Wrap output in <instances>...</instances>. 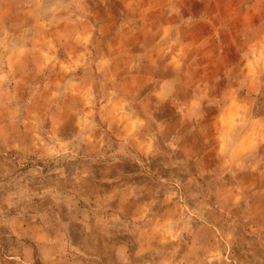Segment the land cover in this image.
<instances>
[{"label":"rangeland","instance_id":"374dc122","mask_svg":"<svg viewBox=\"0 0 264 264\" xmlns=\"http://www.w3.org/2000/svg\"><path fill=\"white\" fill-rule=\"evenodd\" d=\"M59 1L52 29L45 19L24 30L20 51L35 49L37 59L30 55L24 66L16 67L19 71L0 75L8 81V88L0 89V213L1 209H34L38 193L56 187L65 227L74 239L86 230L87 252L101 255L105 264H264V183L256 184L257 178L264 177L263 170H247L257 157L264 158V58L254 56L253 65L261 67L263 79L250 92L249 106L227 107L231 122H218L217 130L221 124L228 133L223 138L232 141L222 146L218 168L198 170L193 152L182 156L184 160L172 154L137 155L132 146L121 142L130 135L120 137L117 120L121 121V113L140 107L113 105L120 98V82L107 72L109 61L99 62L101 68L94 77L83 73L87 65H96L103 50L112 53L115 49L109 37L126 29L117 24L122 10L105 11L104 25L95 20L81 24L80 18H63L70 10L61 6L65 0ZM81 33H86V40ZM4 35L0 27V50L8 45L2 43ZM203 43L197 56L204 54ZM262 45L264 51L261 40L246 46L244 52L256 53ZM193 61L202 62L199 57ZM193 61L191 66H201ZM36 62H40L39 72ZM249 65L254 71L252 62ZM196 79V75L186 78V86ZM198 87L186 89L178 107L163 102L153 112L159 108L156 113L161 117L189 113L191 127L193 117L196 120L200 114L215 118L224 113L226 105L217 88ZM198 93L203 102H192L190 96ZM167 95L175 96L172 91ZM200 127L197 146L214 134L217 120L204 121ZM207 147L195 149L200 152ZM241 147L247 152L245 158ZM204 158L207 161L209 156ZM120 177L126 183L139 182L133 185L141 191L144 204L154 198L143 216L118 218L111 213L113 179ZM66 187L77 197L66 200L61 192ZM167 191L169 201L177 198L180 209L161 217L165 206L161 197ZM69 205L76 209L69 212ZM118 241L124 243L123 250L115 249Z\"/></svg>","mask_w":264,"mask_h":264},{"label":"crops","instance_id":"0c3cea01","mask_svg":"<svg viewBox=\"0 0 264 264\" xmlns=\"http://www.w3.org/2000/svg\"><path fill=\"white\" fill-rule=\"evenodd\" d=\"M59 3V0H0V27L5 29L2 43H8L1 46L0 75L19 71L16 67L24 66L26 57L30 55L37 59L35 49H28L26 53L20 51L24 30L31 24H42L45 19H49L52 29L51 19L55 17ZM63 5L70 10L69 16L63 18L69 21L80 18L81 24H86L88 20L98 21V24L100 21L99 26L104 25L101 18H105V11L115 8L122 10L119 13L122 18H117V24L125 25L126 29H118V35L109 37L115 49L111 50L112 53L103 50L96 65H87L83 70L90 78L94 77L101 68L99 62L109 61L111 64L107 72L120 82V98H115L113 105L140 107L121 113V121L117 120L121 122V126L117 127L120 137L123 139L130 135L121 142L132 146L131 151L134 148L137 155L166 157L172 154L178 160H184L182 156H189L193 152L198 170L218 168L215 164L221 156L222 146L232 142L223 138L222 135L227 137L228 133L221 124L217 130L218 122L220 119L231 122L232 119L227 117L230 114L225 113L227 107L235 103L249 106L250 92L254 93L260 86L258 80L263 79L261 67L257 69L253 65L254 56L264 58L263 45L260 51L252 54L251 50L247 51L249 49L244 52V48L261 40L264 44V0H65L61 1ZM8 33L9 36H6ZM85 34L81 33L83 41L87 38ZM243 39L247 45H244ZM201 43L204 44V54L197 56L196 50ZM193 57L201 58L202 62L193 61ZM192 61L201 66H191ZM249 62H252L254 71ZM34 68L39 72L40 62H36ZM192 75H196V82L186 86V78ZM3 77L0 76L1 79ZM205 84L217 88L226 105L224 113L215 118L200 114L196 120L193 117L191 127L189 120L192 115L189 113L161 117L160 112L156 113L159 108L153 112L163 102L178 107L183 104L181 95L186 89L204 87ZM7 88L8 81L3 78L0 89ZM166 91H172L175 96L169 97ZM190 97L194 103H201L204 99L200 93ZM208 120H217L216 131L213 135L204 136L209 142L206 140L197 146L201 137L200 124ZM153 123L157 125L155 129ZM212 138H215V142H212ZM203 146L208 147L199 152L198 149ZM236 146L231 147L232 153ZM239 151L245 158L247 152L242 147ZM205 155L209 156L207 161ZM251 168L248 166L247 170H263L264 176V158L257 157ZM113 182L115 189L110 198L114 205L111 213L118 218L143 216L154 198L145 200L144 204V199L140 197L142 193L137 188L138 181L126 183L120 177L113 179ZM133 182H137L136 187ZM260 183H264V177L257 178L256 184ZM57 191L56 187H47L39 192L34 209L26 212L20 209L5 212L1 209L0 264H105L104 257L87 252L86 230L79 240L74 239L65 227L56 200ZM61 192L66 200L76 196L67 187ZM169 197V191L161 197L165 202L159 213L161 217L180 209L177 198L169 201ZM67 208L73 212L76 206L69 205ZM137 211L140 212L137 214ZM124 247L121 241L115 245L117 250Z\"/></svg>","mask_w":264,"mask_h":264}]
</instances>
